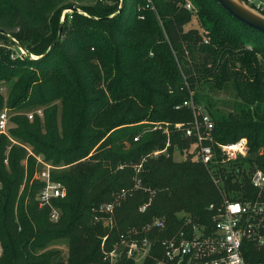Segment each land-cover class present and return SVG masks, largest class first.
I'll return each instance as SVG.
<instances>
[{
	"label": "trees",
	"instance_id": "obj_1",
	"mask_svg": "<svg viewBox=\"0 0 264 264\" xmlns=\"http://www.w3.org/2000/svg\"><path fill=\"white\" fill-rule=\"evenodd\" d=\"M119 1L0 0V32L7 34H0V111L15 113L0 134V264H104V235L109 247L128 227L154 218L164 222L159 238L185 219L209 228V205L223 196L242 201L251 194V172L264 174V35L214 0H121L118 8ZM68 8L78 12L63 13ZM12 40L24 56L11 58ZM226 87L233 104L223 113L211 108L205 90ZM189 92L212 120L215 142L246 139L244 158L221 162L216 153L208 166L173 160L174 152L193 150V139L172 130L191 120L190 110H174ZM156 124H167L168 135ZM29 153L49 164V179L65 189L51 200L55 222L37 206L43 183L31 180ZM134 176L141 189L116 208L108 232L90 210L131 187ZM143 189L153 195L139 212L149 197ZM56 240L65 241L64 257L46 250ZM244 247L247 261L264 258V250Z\"/></svg>",
	"mask_w": 264,
	"mask_h": 264
},
{
	"label": "built area",
	"instance_id": "obj_2",
	"mask_svg": "<svg viewBox=\"0 0 264 264\" xmlns=\"http://www.w3.org/2000/svg\"><path fill=\"white\" fill-rule=\"evenodd\" d=\"M242 1L264 16V0ZM184 7L190 9L189 4ZM24 55L23 51L17 49V54L11 55V58ZM191 97L189 92L186 100L174 106V110H190L191 120L172 125V130L180 132L183 138L194 140L192 155L195 161L208 166L215 159L216 153L219 154L221 162L244 158L248 150L246 139L239 138L228 144L215 142L212 137V120L201 106L193 103ZM34 113L37 116L41 114L40 110ZM31 116L26 115L28 120ZM166 126L164 124L161 128V125L156 124L153 129L161 130L167 136ZM7 130V114L3 109L0 111V134L6 135ZM136 139L137 137L132 141L135 142ZM167 146L168 142L165 144ZM163 152L164 150L154 151L150 156L155 157ZM46 168L49 169V166ZM139 168L140 164L134 167L135 174ZM42 183L43 186L36 195L37 206L47 208L49 221L55 222L58 211L51 205V200L63 198L65 189L60 183L51 181L48 173ZM248 183L251 194H243L242 201H230L223 196L218 205L208 206L211 211L209 228L191 224L189 219H185L182 228L169 237L159 238L158 232L165 229L164 222L160 218H154L145 225L128 227L117 235L109 247L105 246L107 235H104L100 239L101 261L104 264H118L121 260L143 264L146 259L151 260V264H264V258L260 257L253 262L247 261L245 257L248 250L244 247L245 244H250L255 251L264 250V174L258 169L253 170ZM139 189V181L134 176L131 187L116 191L109 201L91 208L92 221L100 224L106 231H111L115 226L116 208ZM143 191H147L149 197L138 207L139 212L149 205L153 195V192L146 189Z\"/></svg>",
	"mask_w": 264,
	"mask_h": 264
},
{
	"label": "rangeland",
	"instance_id": "obj_3",
	"mask_svg": "<svg viewBox=\"0 0 264 264\" xmlns=\"http://www.w3.org/2000/svg\"><path fill=\"white\" fill-rule=\"evenodd\" d=\"M191 26L193 28H197L196 23H195V19L193 16L191 18ZM14 52H15V54H17V50L14 49ZM0 93L3 96L5 95L6 86L0 87ZM205 95L207 96V99L210 101L212 109L220 110L223 113L230 111L231 105L233 104V95H232L229 87H226L221 92L208 89V90H205ZM6 114H7V129H8L12 126L8 120L15 113H10L6 110ZM29 114H31V113H29ZM31 156L35 159V162H36L35 172L31 178V180L33 179V180H36L38 182H42V180L45 178V175L47 173L49 174V171L53 168H51V166L49 164L45 163L40 156H33V155H31ZM172 158L174 161H183L187 158H189L192 161L195 160V158L191 154L190 150L187 153L184 152L182 154H179L178 152H174ZM22 163L25 165V161H23ZM46 166H49V169H47ZM23 181H24L23 183H25V178ZM46 248H47L46 249L47 251L48 250L59 251V252H61L62 257L65 256L66 244H65V241H63V240H56V241L50 243Z\"/></svg>",
	"mask_w": 264,
	"mask_h": 264
},
{
	"label": "water",
	"instance_id": "obj_4",
	"mask_svg": "<svg viewBox=\"0 0 264 264\" xmlns=\"http://www.w3.org/2000/svg\"><path fill=\"white\" fill-rule=\"evenodd\" d=\"M218 6L223 9L227 14H229L233 19L242 25L264 35V16L260 13L256 12L249 6H247L242 0H214ZM122 1H119V8L121 6ZM68 12H78L75 8L66 9ZM1 35L7 37V34L4 32H0ZM60 38V28L58 29V34L53 42L56 43ZM12 42L15 44L16 48L23 51L20 46H18L13 40ZM25 53V52H24Z\"/></svg>",
	"mask_w": 264,
	"mask_h": 264
}]
</instances>
